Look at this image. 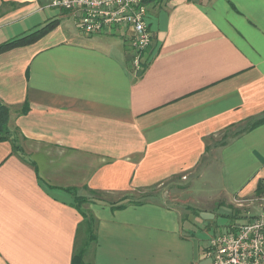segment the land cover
<instances>
[{
  "label": "crops",
  "instance_id": "1",
  "mask_svg": "<svg viewBox=\"0 0 264 264\" xmlns=\"http://www.w3.org/2000/svg\"><path fill=\"white\" fill-rule=\"evenodd\" d=\"M51 2L0 0V44L59 21L0 53V264H72L81 211L95 222L88 264H208L210 236L236 220L232 201L264 178V121L253 124L264 114V0H151L141 73L112 40L124 36L78 32ZM204 177L216 191L153 197ZM93 191L102 200L78 210L75 195ZM193 202L209 207L188 216Z\"/></svg>",
  "mask_w": 264,
  "mask_h": 264
},
{
  "label": "built area",
  "instance_id": "2",
  "mask_svg": "<svg viewBox=\"0 0 264 264\" xmlns=\"http://www.w3.org/2000/svg\"><path fill=\"white\" fill-rule=\"evenodd\" d=\"M151 0H52L50 6L70 13L86 35H122L131 64L142 69V55L153 44L146 21ZM260 213L224 224L204 249L208 264H264V196L256 198Z\"/></svg>",
  "mask_w": 264,
  "mask_h": 264
},
{
  "label": "trees",
  "instance_id": "3",
  "mask_svg": "<svg viewBox=\"0 0 264 264\" xmlns=\"http://www.w3.org/2000/svg\"><path fill=\"white\" fill-rule=\"evenodd\" d=\"M58 24H59V21L57 19H54L29 33L23 34L18 37L10 38L6 40L5 42H3L2 44H0V53L5 50L14 48V47L27 45V44L34 42L38 38L46 34L49 30L56 27ZM156 49L157 48L154 49L153 53L156 51ZM152 56L153 55H150V58ZM149 59H146L145 61L142 62L143 63L142 69L140 70L139 73L143 72V70L146 68L148 62L150 61ZM22 111L23 112L27 111V104H24ZM8 118H9V110L7 106H5L4 104L0 102V138L6 135L9 131L7 127ZM262 121H264V114L262 115V117L256 119L253 122V124H258L259 122H262ZM254 195L259 196V197L264 196V178L258 181V184L254 191ZM151 196L152 195L150 193L143 194L139 197H133V196L127 195V196L121 197L119 200H116V201L109 200V202L113 203L114 207L122 208L126 206L127 204L145 203L151 198ZM92 199L102 200V196L96 193V191H93L91 197L75 195L74 201H75L77 209L79 210V207L81 205H83L84 203L88 201H92ZM81 213L83 216V223H84L83 231H85L86 236H85V240L83 239V241L79 245H77L76 251L72 257V264H87L84 262L85 252H86V249H88L87 247L90 246V243L95 240L94 218L86 211H81Z\"/></svg>",
  "mask_w": 264,
  "mask_h": 264
},
{
  "label": "rangeland",
  "instance_id": "4",
  "mask_svg": "<svg viewBox=\"0 0 264 264\" xmlns=\"http://www.w3.org/2000/svg\"><path fill=\"white\" fill-rule=\"evenodd\" d=\"M50 9H52L54 12H57L58 17L60 15L61 18H64L63 17L64 14L61 13L63 11V9H61V8H50ZM64 11L68 15H70L69 12H67L66 10H64ZM68 17L64 18L63 22H68L67 24H68V26L70 28L72 27V29H76L77 28L76 26H72L73 23H72L71 17H70V19H68ZM78 32H80V30H78ZM112 40H114L116 43H122V44L124 42V44L127 45V43H125V40L120 39L119 37H112ZM159 188L161 189V191L156 193L155 195H153V197H156V198L164 197V198H167V199H171L174 194H179V195L181 194V197H178L177 200L180 201V203H183V204L185 203V201H181V200H184V199H186L188 197L187 196L188 195L187 194L188 193L187 192L188 189L190 191L192 190L194 193L196 191H198V190H202V191L203 190L204 191L207 190L208 192H210L212 190L216 191L213 187H210L207 184H205V177L204 178H200V179H195V178L194 179L193 178L182 179V180L177 179V180H174L172 183H167V184L164 183L163 185L159 186ZM185 190H187V191H185ZM119 196L120 195H114L113 198H118ZM128 196H134V195H128ZM211 197L214 198V195L213 196L211 195ZM257 197H259V196H255L254 194H252V195H249V196L236 198L234 201H232L233 202V204H231L232 206L230 205L231 206V211H229V215H231L234 212H236L235 213L236 220H234V221H238V222L245 220L248 216L256 215V210L259 208L258 207V203L256 201ZM219 198H221V197H219ZM206 199H208V197ZM218 203H220V202H218ZM188 204L190 206L189 209L191 210V211L187 212L188 216H190V215L193 216V215H198V214L200 215V214H202V211L204 209L209 207V204L207 202H205V204L207 206L204 203H202V202L201 203L193 202L191 204L187 203L185 205H188ZM224 205H226V203H224ZM182 211H183V209H182ZM187 214H186V212H184L185 216H187ZM240 217H243V218H240ZM85 236H86V233L84 231V234H83V239L84 240H85ZM198 237H200L201 239H204V240L207 239L206 235H204L202 233ZM83 239H82V241H83ZM87 248H89V246ZM84 262L88 264V262L86 260H84Z\"/></svg>",
  "mask_w": 264,
  "mask_h": 264
}]
</instances>
